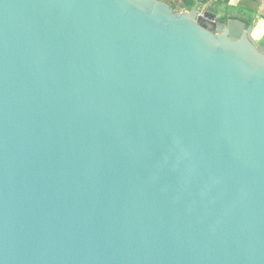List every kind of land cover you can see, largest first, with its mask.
<instances>
[{
    "label": "water",
    "instance_id": "water-1",
    "mask_svg": "<svg viewBox=\"0 0 264 264\" xmlns=\"http://www.w3.org/2000/svg\"><path fill=\"white\" fill-rule=\"evenodd\" d=\"M166 0H0V264H264V40Z\"/></svg>",
    "mask_w": 264,
    "mask_h": 264
},
{
    "label": "trees",
    "instance_id": "trees-1",
    "mask_svg": "<svg viewBox=\"0 0 264 264\" xmlns=\"http://www.w3.org/2000/svg\"><path fill=\"white\" fill-rule=\"evenodd\" d=\"M231 0H170L175 10H192L196 6L204 7L219 14V21L226 23L230 18H237L251 25L257 20L259 0H240L237 5H232Z\"/></svg>",
    "mask_w": 264,
    "mask_h": 264
},
{
    "label": "rangeland",
    "instance_id": "rangeland-1",
    "mask_svg": "<svg viewBox=\"0 0 264 264\" xmlns=\"http://www.w3.org/2000/svg\"><path fill=\"white\" fill-rule=\"evenodd\" d=\"M207 6L208 5H204L202 9H208ZM252 24H254V34L257 38L260 37L262 34H264V20L257 18V20ZM263 40H264V36L262 39H259L258 41L261 42Z\"/></svg>",
    "mask_w": 264,
    "mask_h": 264
},
{
    "label": "crops",
    "instance_id": "crops-1",
    "mask_svg": "<svg viewBox=\"0 0 264 264\" xmlns=\"http://www.w3.org/2000/svg\"><path fill=\"white\" fill-rule=\"evenodd\" d=\"M240 0H231L232 5H237ZM260 5L258 6V15L255 17L264 20V0H259ZM254 23V22H253ZM254 25V24H253Z\"/></svg>",
    "mask_w": 264,
    "mask_h": 264
},
{
    "label": "flooded vegetation",
    "instance_id": "flooded-vegetation-1",
    "mask_svg": "<svg viewBox=\"0 0 264 264\" xmlns=\"http://www.w3.org/2000/svg\"><path fill=\"white\" fill-rule=\"evenodd\" d=\"M253 35H254V38H255L256 40L262 39L263 36H264V34H262L260 37L257 38V37L255 36V34H254V29H253Z\"/></svg>",
    "mask_w": 264,
    "mask_h": 264
},
{
    "label": "built area",
    "instance_id": "built-area-1",
    "mask_svg": "<svg viewBox=\"0 0 264 264\" xmlns=\"http://www.w3.org/2000/svg\"><path fill=\"white\" fill-rule=\"evenodd\" d=\"M167 2H169L170 3V0H166ZM201 7V6H200ZM202 10V9H201Z\"/></svg>",
    "mask_w": 264,
    "mask_h": 264
},
{
    "label": "bare ground",
    "instance_id": "bare-ground-1",
    "mask_svg": "<svg viewBox=\"0 0 264 264\" xmlns=\"http://www.w3.org/2000/svg\"><path fill=\"white\" fill-rule=\"evenodd\" d=\"M254 29V28H253ZM252 35H253V31H252ZM253 37H254V35H253Z\"/></svg>",
    "mask_w": 264,
    "mask_h": 264
}]
</instances>
